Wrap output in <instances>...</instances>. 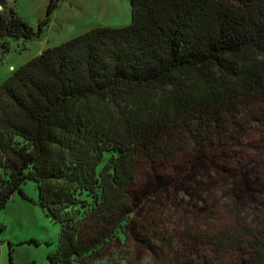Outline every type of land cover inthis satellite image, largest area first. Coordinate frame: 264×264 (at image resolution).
Returning <instances> with one entry per match:
<instances>
[{"label": "trees", "instance_id": "16d2710c", "mask_svg": "<svg viewBox=\"0 0 264 264\" xmlns=\"http://www.w3.org/2000/svg\"><path fill=\"white\" fill-rule=\"evenodd\" d=\"M60 2L49 0L35 31L0 0V59L9 39L41 38ZM131 7L130 24L48 47L0 85V212L14 194L25 198V182L37 185L41 207L61 227L51 264H92L97 243L130 219L141 170L179 159L224 163L237 129L252 133L235 144L242 164L253 142L264 155V0H131ZM108 151L119 155L98 173ZM251 177L234 176L244 183L239 191L262 194L264 184ZM83 192L101 197L76 218ZM203 211L206 230L191 227L189 240L214 249L205 264H264V207L251 223L238 207ZM167 264L190 263L178 256Z\"/></svg>", "mask_w": 264, "mask_h": 264}, {"label": "rangeland", "instance_id": "374dc122", "mask_svg": "<svg viewBox=\"0 0 264 264\" xmlns=\"http://www.w3.org/2000/svg\"><path fill=\"white\" fill-rule=\"evenodd\" d=\"M48 3L49 0H7L5 10L10 15L15 12L36 31L46 17ZM131 21V0H61L41 38L8 40L10 52L0 59V85L40 50L95 27H121ZM251 136L250 131L242 129L229 136L227 142L234 150H229L233 152L226 154L224 163L179 159L157 170H141L135 185L137 203L130 219L116 236L97 243L96 251L90 256L92 264H167L178 256L190 264L213 262L212 247L197 249L189 240L191 227L201 228V233L206 230L208 216L203 210L214 203L217 210L227 215L229 208L238 207L251 223L253 213L264 207V192H241L244 183L234 178L243 171L252 175L253 183L264 184V155L259 154L256 143L249 149V163L244 160L246 163L242 164V159H238L242 158V148L235 144ZM118 155L117 151L106 152L98 173L112 156ZM227 166L234 171L232 174L225 171ZM22 191L25 198L14 194L0 212V264H11L10 252L14 264H51L48 257L57 251L61 227L41 207L36 184L27 181ZM100 197V192L96 198L81 193L80 204L71 210L73 215L81 218ZM31 240L37 244H30Z\"/></svg>", "mask_w": 264, "mask_h": 264}, {"label": "water", "instance_id": "95a60500", "mask_svg": "<svg viewBox=\"0 0 264 264\" xmlns=\"http://www.w3.org/2000/svg\"><path fill=\"white\" fill-rule=\"evenodd\" d=\"M4 10L3 6L0 5V13Z\"/></svg>", "mask_w": 264, "mask_h": 264}, {"label": "crops", "instance_id": "0c3cea01", "mask_svg": "<svg viewBox=\"0 0 264 264\" xmlns=\"http://www.w3.org/2000/svg\"><path fill=\"white\" fill-rule=\"evenodd\" d=\"M44 50H45V49L40 50L39 53H38V55H40ZM38 55H37V56H38Z\"/></svg>", "mask_w": 264, "mask_h": 264}]
</instances>
